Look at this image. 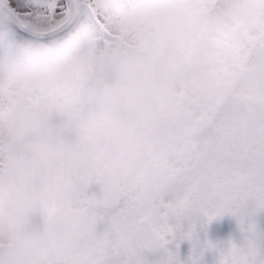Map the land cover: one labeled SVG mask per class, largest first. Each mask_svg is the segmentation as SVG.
I'll return each mask as SVG.
<instances>
[{"label":"snow or ice","instance_id":"snow-or-ice-1","mask_svg":"<svg viewBox=\"0 0 264 264\" xmlns=\"http://www.w3.org/2000/svg\"><path fill=\"white\" fill-rule=\"evenodd\" d=\"M48 41L66 54L41 57ZM13 51L34 85L0 95V227L40 214L30 264H264V0H0ZM21 106L54 121L64 157L25 148ZM21 168L61 183L33 194ZM224 216L238 231L210 237Z\"/></svg>","mask_w":264,"mask_h":264},{"label":"clouds","instance_id":"clouds-1","mask_svg":"<svg viewBox=\"0 0 264 264\" xmlns=\"http://www.w3.org/2000/svg\"><path fill=\"white\" fill-rule=\"evenodd\" d=\"M74 42L78 46L80 41L74 38ZM38 53L45 59L53 60L65 55L66 49L62 41H48L39 46ZM31 72L32 69L20 51L11 52L8 59H0V95L19 92L25 83L34 85ZM14 119L20 128V141L27 150L37 156L53 159L64 157V139L52 119L29 112L22 106L15 110ZM74 130L88 144L98 135L94 119L89 114L76 118ZM115 162L120 163L119 159ZM18 171L24 186L36 195L44 187L59 186L61 183L54 177L26 174L22 168ZM72 188L73 191L78 188V178L73 179ZM3 206L11 207L8 201H4ZM41 231L42 218L38 212H19L9 217L4 226L0 227V264H30L29 253L38 242L37 237Z\"/></svg>","mask_w":264,"mask_h":264},{"label":"rangeland","instance_id":"rangeland-1","mask_svg":"<svg viewBox=\"0 0 264 264\" xmlns=\"http://www.w3.org/2000/svg\"><path fill=\"white\" fill-rule=\"evenodd\" d=\"M236 231H238V229L235 218L230 216H224L213 220L207 228L208 235L212 238H226ZM202 264H204V262H202ZM209 264H212V262Z\"/></svg>","mask_w":264,"mask_h":264},{"label":"trees","instance_id":"trees-1","mask_svg":"<svg viewBox=\"0 0 264 264\" xmlns=\"http://www.w3.org/2000/svg\"><path fill=\"white\" fill-rule=\"evenodd\" d=\"M190 247H191V245L187 241H185L182 244V248H181L182 258L187 256V253H188V250ZM210 253H211V251L205 253L204 260L202 261V262H204V264H209L210 262H212V264H214V254L213 253L210 254Z\"/></svg>","mask_w":264,"mask_h":264}]
</instances>
